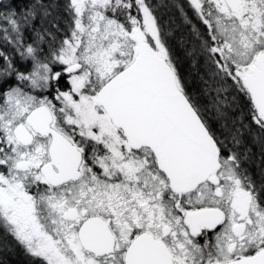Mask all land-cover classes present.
<instances>
[{"label": "snow or ice", "instance_id": "6c2138e0", "mask_svg": "<svg viewBox=\"0 0 264 264\" xmlns=\"http://www.w3.org/2000/svg\"><path fill=\"white\" fill-rule=\"evenodd\" d=\"M0 264H264V0H0Z\"/></svg>", "mask_w": 264, "mask_h": 264}, {"label": "trees", "instance_id": "16d2710c", "mask_svg": "<svg viewBox=\"0 0 264 264\" xmlns=\"http://www.w3.org/2000/svg\"><path fill=\"white\" fill-rule=\"evenodd\" d=\"M22 259V258H21Z\"/></svg>", "mask_w": 264, "mask_h": 264}]
</instances>
